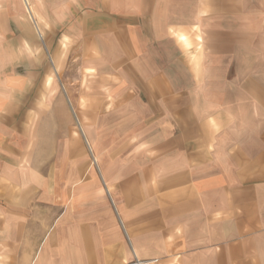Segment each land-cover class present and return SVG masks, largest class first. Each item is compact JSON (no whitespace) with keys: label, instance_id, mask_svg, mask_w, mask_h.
<instances>
[{"label":"crops","instance_id":"1","mask_svg":"<svg viewBox=\"0 0 264 264\" xmlns=\"http://www.w3.org/2000/svg\"><path fill=\"white\" fill-rule=\"evenodd\" d=\"M28 1L53 27L43 32L63 28L110 86L96 112L147 133L141 153L127 141L104 152L110 199L98 195L83 218L71 211L64 228L53 216L62 192L21 171L22 149L0 131L5 263L25 249L16 264H264V0ZM176 34L207 36L189 52ZM4 120L13 130L14 115Z\"/></svg>","mask_w":264,"mask_h":264},{"label":"rangeland","instance_id":"2","mask_svg":"<svg viewBox=\"0 0 264 264\" xmlns=\"http://www.w3.org/2000/svg\"><path fill=\"white\" fill-rule=\"evenodd\" d=\"M36 6L37 3L32 4V11L41 34L22 0H0V100L3 106L0 131L9 132L17 153L18 148L22 149L21 171L25 170L28 175L30 169L36 168L48 183L56 184L57 200L62 192V206L53 216H58L61 211L60 219L66 228L65 224L71 223V211H79V218H83L82 213L91 214L92 208L94 211L98 208L101 203L97 200L98 195L103 194L107 200L110 199L100 161L104 152L117 153L115 145L124 141L130 149L136 144L146 143L141 138L146 135L147 128L139 129V133H145L135 139L136 132L128 134L130 131L127 129L114 127L118 124V117H114L117 115L105 121L104 113L96 112L106 99L104 92L110 86L103 84L98 72L94 69L88 71L87 66L80 63V57L76 55L80 46L72 42L71 35L64 33L63 28L57 34L43 32L53 27L48 20L37 16ZM204 36L207 35L191 34L185 37V41L176 34L174 39L185 50L193 52L197 44L202 47ZM12 91L14 98L10 96ZM8 114L14 115L13 130H10V125L6 127L8 124L4 118ZM150 116L156 118L154 124L158 125V115ZM156 130L155 127L152 132ZM139 149L134 146L126 152L141 153L145 147ZM30 180L25 177L24 184ZM92 193L97 205L94 207L87 201ZM15 196V202L20 201L22 195ZM24 203H20V208L28 210L26 200ZM48 204L46 208L49 210ZM47 229L50 234L53 227ZM25 252V249L15 252V264L23 262ZM27 261L34 264L35 259ZM136 261L127 259L126 264H139ZM0 264H6L2 257Z\"/></svg>","mask_w":264,"mask_h":264},{"label":"bare ground","instance_id":"3","mask_svg":"<svg viewBox=\"0 0 264 264\" xmlns=\"http://www.w3.org/2000/svg\"><path fill=\"white\" fill-rule=\"evenodd\" d=\"M22 1H23L24 5H25L27 11H28L29 14L31 15V17H32V19H33V21H34V23H35V26H36L38 32L40 33L39 25H38L37 21L35 20V17H34V15H33V11H32V8H31V6H30V4H29V1H28V0H22Z\"/></svg>","mask_w":264,"mask_h":264}]
</instances>
